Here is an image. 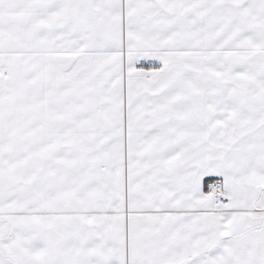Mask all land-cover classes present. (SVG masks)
I'll return each mask as SVG.
<instances>
[{
    "label": "snow or ice",
    "instance_id": "6c2138e0",
    "mask_svg": "<svg viewBox=\"0 0 264 264\" xmlns=\"http://www.w3.org/2000/svg\"><path fill=\"white\" fill-rule=\"evenodd\" d=\"M0 264H264V0H0Z\"/></svg>",
    "mask_w": 264,
    "mask_h": 264
}]
</instances>
